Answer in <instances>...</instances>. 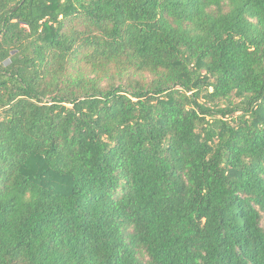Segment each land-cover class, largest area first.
<instances>
[{
    "label": "trees",
    "instance_id": "obj_1",
    "mask_svg": "<svg viewBox=\"0 0 264 264\" xmlns=\"http://www.w3.org/2000/svg\"><path fill=\"white\" fill-rule=\"evenodd\" d=\"M0 264H264V0H0Z\"/></svg>",
    "mask_w": 264,
    "mask_h": 264
}]
</instances>
